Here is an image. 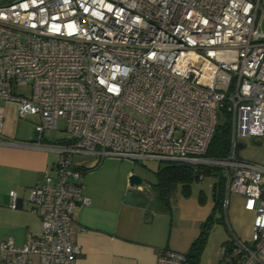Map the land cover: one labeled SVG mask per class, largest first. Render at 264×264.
Instances as JSON below:
<instances>
[{
    "label": "built area",
    "instance_id": "obj_1",
    "mask_svg": "<svg viewBox=\"0 0 264 264\" xmlns=\"http://www.w3.org/2000/svg\"><path fill=\"white\" fill-rule=\"evenodd\" d=\"M15 86H29L16 94ZM0 99L17 115H38L45 129L69 136L55 149L53 170L29 189L42 231L22 245L0 242V264H74L81 254L72 222L82 195L75 157L176 160L222 170L224 194L244 196L254 211V241L235 234L219 264H264V164L237 154L238 139L264 137V0H0ZM226 108L231 145L206 156ZM0 144H38L3 136ZM140 190L141 185L136 186ZM17 208V192L10 191ZM156 264H186L159 249Z\"/></svg>",
    "mask_w": 264,
    "mask_h": 264
},
{
    "label": "crops",
    "instance_id": "obj_2",
    "mask_svg": "<svg viewBox=\"0 0 264 264\" xmlns=\"http://www.w3.org/2000/svg\"><path fill=\"white\" fill-rule=\"evenodd\" d=\"M0 106L3 136L35 143L39 116L26 117L29 121L19 118L16 101L0 99ZM44 132L37 139L40 147L0 144V224L4 228L0 242L12 236L16 245H22L29 235H39L42 231L41 218L32 211L29 202V189L42 180L45 170H53L58 159L55 149L42 146L66 142L68 137L58 135L51 142ZM75 160L83 161L79 182L83 186L82 195L88 196L90 203L79 207L72 222L73 240L81 247L74 264H156L159 249L181 252L180 247L172 244L173 228L167 215L147 205L139 194L145 191L143 183L140 185L144 190L129 185L130 169L124 176H106L104 168L93 167L92 157L77 156ZM12 190L17 192L15 209L10 207ZM128 191L141 202H125ZM150 198H156L155 191Z\"/></svg>",
    "mask_w": 264,
    "mask_h": 264
},
{
    "label": "rangeland",
    "instance_id": "obj_3",
    "mask_svg": "<svg viewBox=\"0 0 264 264\" xmlns=\"http://www.w3.org/2000/svg\"><path fill=\"white\" fill-rule=\"evenodd\" d=\"M13 92L28 94L30 88L29 86H15ZM25 120L29 121V118ZM226 120V114L220 109L218 121L225 123ZM58 125L59 128H62L61 130H44V135L51 142H55V136H69V133L63 130L64 122L59 121ZM238 142L237 154L239 156L264 164V137L240 138ZM165 162L166 160L149 157L132 161L109 156L105 157L98 167L104 168L106 176H124L127 169L132 171L131 174L142 176L145 191L139 194L147 205L157 207L167 215L170 228H173L172 244L180 247L181 253H188L192 243L207 226L208 233L199 264H217L220 259L222 244L232 238V233L247 244L254 241L255 236L252 229L254 211L244 208L245 198L243 195L231 192L226 197L224 194L223 204L219 207L215 206L213 195L214 182L217 179L215 172L207 173L202 180H193L186 193L181 184H176L168 197L167 205H164L157 197L155 199L150 198L154 192L151 186L155 181L156 171ZM99 175L101 176L100 173ZM3 229V225L0 224V232ZM30 258L35 264L37 256L31 255Z\"/></svg>",
    "mask_w": 264,
    "mask_h": 264
},
{
    "label": "trees",
    "instance_id": "obj_4",
    "mask_svg": "<svg viewBox=\"0 0 264 264\" xmlns=\"http://www.w3.org/2000/svg\"><path fill=\"white\" fill-rule=\"evenodd\" d=\"M226 114V122L220 123L217 121L212 139L207 148L206 156L222 157L225 156L231 145V130H232V116L227 112L226 108H222ZM239 145V144H238ZM205 173L215 172L216 181L214 182V201L215 206L219 207L223 204L224 197V179L222 177V170L217 167L203 168ZM198 172L193 165L182 161L166 160L165 164L159 167L156 171L155 182L152 187L156 193V197L164 204H168V197L170 196L176 184H181L183 191L188 192L190 183L197 180ZM207 226L201 235L192 243L190 250L186 256V264H199L203 245L207 237ZM227 241V240H226ZM225 241V242H226Z\"/></svg>",
    "mask_w": 264,
    "mask_h": 264
},
{
    "label": "water",
    "instance_id": "obj_5",
    "mask_svg": "<svg viewBox=\"0 0 264 264\" xmlns=\"http://www.w3.org/2000/svg\"><path fill=\"white\" fill-rule=\"evenodd\" d=\"M35 136L36 137L33 138V141H37V134L36 133H35ZM142 180H143L142 176L137 175V174H131L128 177V182H129V185L131 187L139 186L141 184ZM124 201L125 202H131V203H140L141 202L140 199L135 198L133 196V192L132 191H128L125 194Z\"/></svg>",
    "mask_w": 264,
    "mask_h": 264
}]
</instances>
